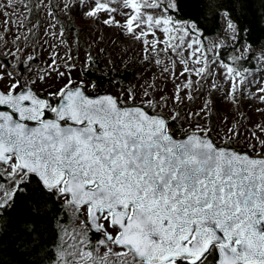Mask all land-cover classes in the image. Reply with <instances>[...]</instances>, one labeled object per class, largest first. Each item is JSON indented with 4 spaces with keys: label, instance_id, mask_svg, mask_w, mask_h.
Listing matches in <instances>:
<instances>
[{
    "label": "snow or ice",
    "instance_id": "6c2138e0",
    "mask_svg": "<svg viewBox=\"0 0 264 264\" xmlns=\"http://www.w3.org/2000/svg\"><path fill=\"white\" fill-rule=\"evenodd\" d=\"M250 2L0 0V234L24 205L26 254L62 225L52 264H264V121L245 127L240 112L245 100L264 106V79L239 64L254 56ZM191 4L198 17L185 14ZM84 20L138 44L159 77L109 79L119 91L104 89L110 73L90 79L104 49L77 54ZM217 21L240 53L230 61L222 43L204 44ZM254 58L264 67V51ZM218 100L240 118L219 115ZM242 137L250 151L234 146Z\"/></svg>",
    "mask_w": 264,
    "mask_h": 264
},
{
    "label": "rangeland",
    "instance_id": "374dc122",
    "mask_svg": "<svg viewBox=\"0 0 264 264\" xmlns=\"http://www.w3.org/2000/svg\"><path fill=\"white\" fill-rule=\"evenodd\" d=\"M35 0H33V3ZM18 11H24L22 9ZM35 18V17H34ZM75 31L79 33V49L80 51L77 53L81 57L83 56L84 51H91L93 55H96L97 48H103L104 52L100 55L98 62L101 64L100 72L102 73H110L109 77L113 78V72L111 65H105V60L109 57L112 58L116 62V72L120 73L123 70H127L128 72V80L126 82H119L122 87L128 88L134 85L138 78L141 76L142 73L146 74L147 76L151 77L154 73L157 77H159L160 69L155 66H148L145 68L141 64V49L140 46L133 41L129 40L126 37L121 36L116 30L109 29L103 25L102 22H93L91 20H84L82 22H78L75 25ZM11 39V38H9ZM69 39H71V34L69 35ZM95 41V43H94ZM102 41V42H101ZM213 41H217L222 43L223 46H232V41L228 39L226 36L223 25H220V32L213 36L212 38L206 39L204 44L207 46H211ZM63 53V49L60 50ZM264 51V43L254 47V56H258L261 52ZM73 52H77V48L74 46ZM47 55V54H46ZM208 55L211 57L213 54L209 51ZM240 53L237 52H230V57L239 56ZM253 57H251L253 61V65L256 66V69L250 71L251 75L249 76L250 80H255L259 82L261 79H264V67ZM215 58V57H213ZM45 65L37 61L34 65V70L37 68H43ZM25 78L28 77V74H24ZM115 78V77H114ZM117 81V79L115 78ZM227 87V84H224ZM111 88V87H110ZM169 88L171 85L169 84ZM109 91H119V89H107ZM252 90V89H249ZM202 101H198L200 103ZM262 105L259 104L258 101H250L245 100L243 101L240 112L244 114V119L242 123L245 127L251 124L259 123L264 121V113H258L256 111V107ZM217 110L219 115L225 116L227 115L229 121H232L234 118H240L239 113L236 112V109L228 104L226 101L218 100ZM215 120V117H213ZM243 131V129H242ZM215 138V137H214ZM240 151H250L247 148V144L244 142L243 137L239 144L234 145ZM70 214V218L72 221V226L69 228L70 230L73 227H78L75 223V217H72ZM63 236V234H62ZM63 241L61 240V243ZM96 241H92L95 244Z\"/></svg>",
    "mask_w": 264,
    "mask_h": 264
},
{
    "label": "trees",
    "instance_id": "16d2710c",
    "mask_svg": "<svg viewBox=\"0 0 264 264\" xmlns=\"http://www.w3.org/2000/svg\"><path fill=\"white\" fill-rule=\"evenodd\" d=\"M264 9V4L261 3V0H251V2L247 6L246 10V19L248 22L251 31L249 33L248 39L255 46H259L264 43V23L261 22L260 13L261 10ZM185 14L188 16L198 17L200 13V9L195 5H187L185 7ZM203 23V22H202ZM219 21L214 24L205 26V38H212L216 34L220 32ZM230 52H232V46H223L222 48V56L225 61H230ZM99 63V68H101V64ZM239 64L248 68L249 71H253L256 69V66L253 65V61L251 57L247 60H241ZM128 72L127 70H123L120 73L116 71L113 72V76L117 79V82H126L128 80ZM26 74V73H24ZM104 73L97 71L95 68L89 72L88 77L90 79H98ZM111 79L109 75H104V89H112L107 81ZM55 201V198H53ZM55 207L57 209L60 208L59 202H55ZM28 213V208L24 205H18L16 210L12 213L11 216V226L2 234H0V264H38L39 261H43V264H52V260L47 258V253L53 254V259L55 258L56 245L61 243L60 237L63 232L61 231L62 225L55 223L53 220L50 224L48 230L44 233V240L46 247L44 250L37 255H28L26 252L28 251L27 247L22 246L21 241L27 240L29 237L25 236L23 232L18 231V226L20 221L26 218ZM60 218L65 221L64 227L71 228L72 221L69 213L59 212ZM70 218V219H66ZM35 224L37 229L41 228V220L39 218L35 219ZM97 237L93 236L92 241H96ZM30 247V246H29Z\"/></svg>",
    "mask_w": 264,
    "mask_h": 264
}]
</instances>
